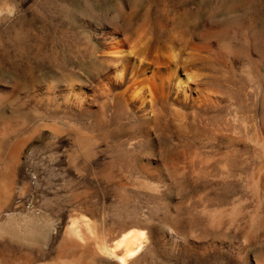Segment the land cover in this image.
<instances>
[{
	"label": "rangeland",
	"instance_id": "374dc122",
	"mask_svg": "<svg viewBox=\"0 0 264 264\" xmlns=\"http://www.w3.org/2000/svg\"><path fill=\"white\" fill-rule=\"evenodd\" d=\"M103 24L124 25L131 37L141 33L159 50L191 59L195 79L230 105L195 120L163 110L151 127L123 122L118 136L113 125L97 149L104 173L92 175L72 165L84 159L67 121L59 133L50 129L57 106L46 94L94 87L112 68L93 31ZM202 42L208 53L191 52ZM107 97L95 104L104 119L114 112ZM0 139V264H112L92 254L94 243L112 245L128 224L144 230L154 249L139 264H264V173L259 189L254 184L264 160V0H0ZM147 141L171 163L167 186L138 168ZM107 178L120 185L82 186ZM235 208V226L208 227L204 209L227 215ZM169 232L192 251L158 245Z\"/></svg>",
	"mask_w": 264,
	"mask_h": 264
},
{
	"label": "bare ground",
	"instance_id": "6f19581e",
	"mask_svg": "<svg viewBox=\"0 0 264 264\" xmlns=\"http://www.w3.org/2000/svg\"><path fill=\"white\" fill-rule=\"evenodd\" d=\"M93 31L102 45V59L108 65H112V68H107L104 76L98 80L97 85H94V87L91 85H69L65 89H60L58 92L49 90L48 95L46 94L47 102L57 106V111H55V115L53 116V126L50 128L52 132L59 133V122L65 120L67 121L65 124L67 131L71 132L74 136L72 137L73 141L77 142L82 147V150H79L81 152L79 158L81 157L84 159V162H82L84 164L79 166L76 164L78 162H72L73 167L80 173L90 172V174L93 175L97 174V170L99 171L101 168L104 169L97 159L100 156H98L97 149L101 144L100 142L111 138V134H113L114 131L117 136L122 134L123 122L134 121L142 126L151 127L157 123L159 114L167 109L171 112L181 114V116L192 117L195 120V118L207 117L212 114L215 105L222 106L224 104H222L220 99H217L218 96H213V91L210 92L205 82L195 79L194 73L196 74V72H193L192 69L194 65L197 64V61L193 62L196 64L192 65V62H190L191 59L189 61L185 59L187 57L183 59L180 57L181 54L174 55L172 53L163 52L159 50L160 48H157V45L154 46L151 44L150 40L149 42L146 41L143 37L144 35L142 36L141 33H139L137 38H133L127 33L126 28L124 29V25L113 26L103 24L97 26ZM211 48V45L202 42L196 44L191 52H198L197 54L199 56L200 53L206 51L208 53V50ZM191 55H193V53ZM193 58V60H195L197 57L194 56ZM224 59L226 60V57H224ZM98 95L112 97V100H114V112L109 119L102 118V113L100 114L95 110ZM227 104H224V107ZM58 110L61 111L59 112ZM215 117L217 116L215 115ZM213 119L216 120V118ZM113 125L120 126V130H118L119 128L114 130ZM147 136L149 138L151 137L150 132H147ZM150 141L152 142L151 139ZM132 145L133 142L129 144V147ZM24 146L25 144L21 143L14 149L15 160L19 157ZM54 146L56 145L54 144ZM154 146L152 143L146 145V151L149 152V155L143 158L141 162L139 160L140 163L138 162V168L143 172L154 174L156 177H159L160 183L167 186L168 178L166 179V177L171 170V163L167 159L156 157L157 151ZM259 156L264 159V143L261 144ZM76 158L77 157H75V160H77ZM202 162H204V159ZM103 169H101V172L104 173ZM14 170L15 163L11 164L7 171L13 172ZM263 173L264 160H262L259 166V175L254 182L255 187L258 189L259 185H261ZM104 184L113 187L115 184L120 185V181L107 178L101 183L96 180L85 181L82 186L92 188V186ZM74 185H79V183L75 182ZM134 185L150 191H156L157 189L155 185L143 181H135ZM218 210L214 212L209 210L210 212H207L208 210L206 211L204 209V213L207 215V225L211 230L223 231L227 227L237 224L240 216V209L238 210L235 208L227 215L223 212L224 210ZM225 212H227L226 209ZM225 218L227 219L225 220ZM87 226V230H91V227H89V225H86V227ZM125 229L126 230L119 235L118 239H116L112 245L95 242L92 254L94 256L98 255L105 257L108 260L110 259L113 261L112 264H139L143 256L153 253V246L150 247V245H148V235L144 230L137 229L135 224H128L125 226ZM71 234L75 235L76 238L80 235L79 232L76 233L73 229L71 230ZM170 241L173 242L175 248L177 247V249L182 252L188 253L192 251V247L183 245L179 237L172 232L165 233L158 245L164 247L167 242ZM211 247V243H202L199 248L206 251ZM71 248L82 250L78 245ZM13 252H11V255H14ZM15 255H17V253ZM15 255L14 257H19ZM29 257L30 255L27 256L25 260L29 261ZM32 258H34V256ZM3 261L5 262V260ZM6 261L9 262L8 260ZM73 263L77 264V262ZM63 264L70 263L66 261V263ZM88 264H90V262Z\"/></svg>",
	"mask_w": 264,
	"mask_h": 264
}]
</instances>
